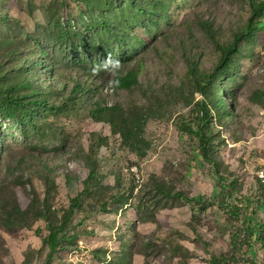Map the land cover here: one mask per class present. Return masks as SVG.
I'll return each instance as SVG.
<instances>
[{
  "label": "rangeland",
  "instance_id": "rangeland-1",
  "mask_svg": "<svg viewBox=\"0 0 264 264\" xmlns=\"http://www.w3.org/2000/svg\"><path fill=\"white\" fill-rule=\"evenodd\" d=\"M261 1L0 0V201L31 205L27 227L0 224V264H264V18L207 97L190 75ZM108 52L137 84L94 74ZM204 98L217 167L182 127ZM79 195L76 240L48 260L41 217Z\"/></svg>",
  "mask_w": 264,
  "mask_h": 264
},
{
  "label": "trees",
  "instance_id": "trees-1",
  "mask_svg": "<svg viewBox=\"0 0 264 264\" xmlns=\"http://www.w3.org/2000/svg\"><path fill=\"white\" fill-rule=\"evenodd\" d=\"M259 18H264V0L252 5V13L250 18L245 23L242 30L235 35L233 41H231L229 44H216L217 49L221 52V56L218 65L211 73H202L197 68L198 63H194V66L191 68L190 75H193L195 77L198 84L200 83L199 87L205 97H207V89H209V86H214V82H217L219 79H221V77H225V75L229 72L232 56L239 51V43L242 41L243 37L251 36L254 33V31L256 30L257 19ZM137 82L138 80L136 76L130 72L119 77V85L116 88L129 89L133 85L137 84ZM209 90L212 89L210 88ZM215 99V108L217 110L220 108L224 110V100L219 98L217 95L215 96ZM212 120V107L210 105V102H208V100L204 98L203 100L197 102L193 120H191L190 122L184 121L182 123V127L198 139L201 156L213 167H217V162L213 158H211L210 137L207 134ZM94 175V172L91 171L87 180L92 179ZM261 186L264 187L262 184ZM81 200L82 195H79L78 197L73 199L69 209L64 211L61 219L57 220L56 222H52L51 219H49L47 216L41 217V219L45 221V228L49 231L48 235L43 238L44 243L49 248L48 260H52L54 258L57 252L61 250L64 243H70L76 240L75 235L68 238L67 230L72 217L75 215L76 211L82 204ZM30 209L31 205L26 210H21V208L17 204L9 207L4 201H0V224L5 229L25 228L30 224L31 221ZM248 230L252 242H256L258 238L256 229L250 227ZM252 242H250V248H254Z\"/></svg>",
  "mask_w": 264,
  "mask_h": 264
},
{
  "label": "clouds",
  "instance_id": "clouds-1",
  "mask_svg": "<svg viewBox=\"0 0 264 264\" xmlns=\"http://www.w3.org/2000/svg\"><path fill=\"white\" fill-rule=\"evenodd\" d=\"M94 74H99L101 71L107 72L112 77L110 84L112 87L119 85V77L123 72V64L119 59L113 58L108 52L105 57L94 66Z\"/></svg>",
  "mask_w": 264,
  "mask_h": 264
},
{
  "label": "built area",
  "instance_id": "built-area-1",
  "mask_svg": "<svg viewBox=\"0 0 264 264\" xmlns=\"http://www.w3.org/2000/svg\"><path fill=\"white\" fill-rule=\"evenodd\" d=\"M258 166L257 178H259V182L264 186V156L259 158Z\"/></svg>",
  "mask_w": 264,
  "mask_h": 264
}]
</instances>
